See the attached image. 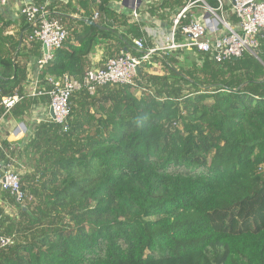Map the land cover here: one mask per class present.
<instances>
[{"label":"trees","instance_id":"16d2710c","mask_svg":"<svg viewBox=\"0 0 264 264\" xmlns=\"http://www.w3.org/2000/svg\"><path fill=\"white\" fill-rule=\"evenodd\" d=\"M112 1L123 2L49 3L68 37L42 80L81 81L101 43L110 56L140 58L135 40L151 48L143 24ZM195 1L152 0L136 13L172 28ZM192 17L188 10L178 20L175 42ZM12 26L0 15V118L2 100L17 96L6 115L19 119L33 102L22 87L30 29L23 18L8 34ZM172 53L163 58L168 75L141 70L134 86L75 92L65 132L40 122L25 144H1L15 159L0 149V163L21 172L26 200L1 194L10 213L0 205V234L12 244L0 249V264H264V41L256 57L222 64L196 50Z\"/></svg>","mask_w":264,"mask_h":264},{"label":"built area","instance_id":"2783aa9c","mask_svg":"<svg viewBox=\"0 0 264 264\" xmlns=\"http://www.w3.org/2000/svg\"><path fill=\"white\" fill-rule=\"evenodd\" d=\"M65 3L67 0H58ZM136 0H126L128 5L135 6ZM206 0H197L189 3L173 20L170 35L165 43L151 49L144 48L142 40L133 42L140 58L127 53H120L104 61L103 67L85 71L81 81L69 76L59 79L47 78L45 81L50 86L47 92L49 96V120L67 130V119L70 113V98L77 91H86L93 95L103 86H134L139 70L144 64L149 63L152 57L159 52L175 50H196L208 54L217 64L238 59L248 53L254 57L260 44L264 41V0H213L217 3L215 8L206 4ZM7 0L0 1V7L6 5ZM50 0L43 4H34L32 1L21 4L18 15L29 25V42H36L46 52L42 53L36 62L37 69L43 71L44 67L53 58L56 50L60 49L68 37V31L61 19L48 10ZM196 3H201L202 11L193 14ZM230 6V13L234 15L237 24L231 26L227 20L225 7ZM193 14L189 24L181 29L183 42H175L174 30L178 20L186 11ZM133 21H138L136 10L131 11ZM92 20H97L95 14ZM40 94V93H39ZM19 101L17 96L2 100L5 109L4 115ZM18 131H24L23 124L18 125ZM0 190L7 192L14 201L22 204L26 200V194L20 184V175L12 170L0 173ZM28 200V199H27ZM12 244V239L0 234V249Z\"/></svg>","mask_w":264,"mask_h":264},{"label":"crops","instance_id":"0c3cea01","mask_svg":"<svg viewBox=\"0 0 264 264\" xmlns=\"http://www.w3.org/2000/svg\"><path fill=\"white\" fill-rule=\"evenodd\" d=\"M30 1L32 0H7L6 5L0 7V15L6 20L14 22V26L10 27L9 29L10 31L8 34H13L17 32L21 20V18L18 15V9L20 8L21 4ZM52 1H57V0H50V2ZM149 1L152 0H143V3ZM114 3L115 6L112 9L114 11H117L118 13L121 12L129 15L130 11H132L130 9L125 8L120 3L117 2ZM116 4H118V6H116ZM196 12L199 13V10H193V14H195ZM138 15L139 18L137 19L138 20L137 22L143 24V27L141 29L147 34L149 46L151 48H154L155 46L164 44L166 39L170 35L171 28L164 24L155 26L154 19L149 18L148 15L145 13ZM94 26H96V24ZM24 44L26 49L23 50V53L26 57L23 58L22 62L26 66L27 75L25 82L22 84L23 94L28 102H32V101L33 102L30 103L31 106L29 107L28 112L19 119H14L11 116H7V115L2 116L0 118V149H1V144L4 142L20 143L21 145L25 144L26 140L32 133L33 126L40 122H48L49 120L50 100H49V96L47 95V92L50 90V86L47 83V81H45V79L51 77H45L42 80L40 78L42 71H39L36 66L37 60L43 53V48L36 42H29L28 38L25 39ZM38 45L39 47H37V49H34V47ZM104 47H105L104 43H101L95 47V49L87 59V62L85 64V71L103 67L104 61L108 59V56H110L104 52ZM35 53H37L38 55H36ZM172 54L173 53H171V55ZM113 56H115V54ZM113 56H110L109 58ZM141 70L149 73L148 70L144 68V66L139 70V72ZM48 88L49 90H46ZM20 124H23L25 127V130L22 132L17 130L18 125ZM1 151L5 154L8 160L13 161L15 159V158H10L8 156L9 153L6 151V149H1ZM13 166L14 165H8L7 167L5 166L3 167L2 163H0V173L5 170L14 169ZM20 174L21 172H19V175ZM3 192L4 191L0 190V197ZM0 205L5 209L6 213H10L9 206L5 202L1 201V198H0Z\"/></svg>","mask_w":264,"mask_h":264},{"label":"rangeland","instance_id":"374dc122","mask_svg":"<svg viewBox=\"0 0 264 264\" xmlns=\"http://www.w3.org/2000/svg\"><path fill=\"white\" fill-rule=\"evenodd\" d=\"M114 2L115 1H112L111 2V4H110L111 8H113L115 6V3ZM59 3H61V2H59ZM142 3H143V1H142ZM142 3H141V5H142ZM62 4H64V3H62ZM120 4H122V3H120ZM141 5H140V7H141ZM116 6H118V4H116ZM200 7H202L201 3H196L194 5V7H192L191 9L192 10L202 11V9ZM115 12H117V11H115ZM119 13H121V12H119ZM66 14L68 16H70L69 11H67ZM63 25H64V27L66 29H68L67 28V22H63ZM181 51H184L185 52L187 50H181ZM172 52H174V51L159 52L158 53V55L160 54L159 56L157 55V56L152 57L151 60L149 61V63L146 64V66H147L146 69L148 70V72L149 73H152L153 75H168V74H170L171 72H170L169 68L163 63V58L166 57V56H169V55L171 56V53ZM109 57L110 56H108V58ZM13 168L14 169H12V170L19 174L17 168L16 167H13Z\"/></svg>","mask_w":264,"mask_h":264},{"label":"bare ground","instance_id":"6f19581e","mask_svg":"<svg viewBox=\"0 0 264 264\" xmlns=\"http://www.w3.org/2000/svg\"><path fill=\"white\" fill-rule=\"evenodd\" d=\"M143 1V0H142ZM213 1V0H212ZM206 2V4L208 5V3H207V0L205 1ZM215 2V1H214ZM125 6H128V7H131V9L130 10H133V9H135V10H137L138 8H136V1H135V6L133 7V6H130V5H128V3L126 2V1H124L123 0V2H122ZM142 3V2H141ZM216 3V2H215ZM208 6H210V5H208ZM216 6H217V3H216ZM215 6V7H216ZM210 7H212V6H210ZM215 7H213V8H215ZM227 7H229V9H230V6H227ZM175 51H177V50H175ZM187 51H190V50H187ZM198 52V51H197Z\"/></svg>","mask_w":264,"mask_h":264},{"label":"water","instance_id":"95a60500","mask_svg":"<svg viewBox=\"0 0 264 264\" xmlns=\"http://www.w3.org/2000/svg\"><path fill=\"white\" fill-rule=\"evenodd\" d=\"M124 1H126V0H124ZM141 2H142V0H136V8H138L140 5H141ZM122 5L125 7V8H127V9H131V7H128V6H125L123 3H122ZM90 25H95L94 23H92V22H88ZM46 52V50H45V48H43V53H45Z\"/></svg>","mask_w":264,"mask_h":264}]
</instances>
